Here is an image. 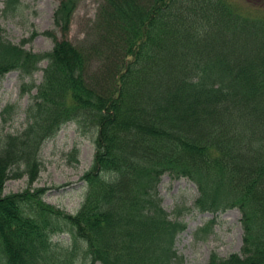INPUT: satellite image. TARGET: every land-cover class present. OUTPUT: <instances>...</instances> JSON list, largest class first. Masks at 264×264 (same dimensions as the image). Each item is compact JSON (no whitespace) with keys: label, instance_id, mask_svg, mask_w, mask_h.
I'll list each match as a JSON object with an SVG mask.
<instances>
[{"label":"trees","instance_id":"trees-1","mask_svg":"<svg viewBox=\"0 0 264 264\" xmlns=\"http://www.w3.org/2000/svg\"><path fill=\"white\" fill-rule=\"evenodd\" d=\"M79 2L59 0L48 51L25 48L37 32L15 44L0 29V81L46 63L38 85L21 84L36 90L26 127L0 129V264H184L166 174L195 185L185 211L240 212V252L207 264H264V0H101L87 45L68 39ZM69 122L95 133L75 214L32 188L43 143ZM23 175L29 187L4 194Z\"/></svg>","mask_w":264,"mask_h":264},{"label":"rangeland","instance_id":"rangeland-1","mask_svg":"<svg viewBox=\"0 0 264 264\" xmlns=\"http://www.w3.org/2000/svg\"><path fill=\"white\" fill-rule=\"evenodd\" d=\"M6 0H0V29L5 37L20 44L32 33L38 34L25 43V48L34 52H44L52 48L53 41L41 34L53 27V11L59 0H19L18 8L3 14ZM101 0H80L72 20L68 39L74 44L87 45V37L92 36L91 24L95 19ZM87 38V39H86ZM32 77L21 79L18 72L7 73L0 81V114L6 110V122L0 119V129L8 134H18L26 127L25 110L32 103L36 90L21 94V84L38 85L42 79V69ZM95 133L76 123L64 124L58 133L46 140L40 151L41 169L33 189H47L44 201L68 214H75L84 199V173L90 169L95 151ZM29 187L28 177L9 179L4 186V194L21 193ZM163 208L174 218L173 211L183 208L179 217L186 229L178 235L176 251L183 257L184 264H207L210 254L225 258L238 253L242 246L240 212L228 210L215 215L199 213L191 209L197 197V190L187 179H172L163 175L158 186ZM214 220L213 224H209ZM207 227V232L200 229ZM56 237L54 238V240ZM59 239L68 240L67 235Z\"/></svg>","mask_w":264,"mask_h":264}]
</instances>
